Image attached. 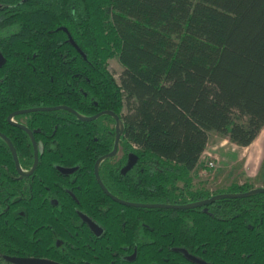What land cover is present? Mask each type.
I'll return each mask as SVG.
<instances>
[{"label":"trees","instance_id":"obj_1","mask_svg":"<svg viewBox=\"0 0 264 264\" xmlns=\"http://www.w3.org/2000/svg\"><path fill=\"white\" fill-rule=\"evenodd\" d=\"M0 5L3 26L15 29L3 41L0 131L15 141L27 138L7 123L15 109L67 106L88 117L111 110L123 115L126 154L139 157L125 175L120 170L127 158L120 167H102L109 171V189L123 200L183 205L253 189L235 184L211 195L193 190L191 174L211 133L247 148L264 130V0H0ZM114 58L124 68L119 82L108 69ZM105 121L112 120L81 122L60 110L33 114L29 127L39 131V140L58 143L49 152L61 159L49 164L92 172L96 160L113 149L115 133ZM2 144L0 186L7 194L11 158ZM20 148L29 152L25 143ZM85 186L93 191L92 203L110 208L106 218L104 212L95 216L111 233L109 241L71 240L79 250L63 255L53 241L13 232L0 213V264H9L4 256L60 264H264V194L187 211L150 210L114 203L95 180ZM82 210L94 211L88 204ZM65 212L71 216L67 207ZM127 246L138 249L132 261L125 259L131 254Z\"/></svg>","mask_w":264,"mask_h":264},{"label":"flooded vegetation","instance_id":"obj_2","mask_svg":"<svg viewBox=\"0 0 264 264\" xmlns=\"http://www.w3.org/2000/svg\"><path fill=\"white\" fill-rule=\"evenodd\" d=\"M1 11H2V6L0 5V70L7 64V59L3 54V50H2L4 46V42H3L4 38H7L8 35L15 30L10 26H3L5 19H4V13ZM2 82L3 80L1 79L0 84ZM42 108H56V107H34V108L15 109L7 117V123L11 127L20 130L27 136V138H23V139H21L20 137L17 138L16 141L19 144V147L17 146L15 140H13L7 134L0 131V145L3 142L2 145L5 148H7L11 158L10 163L8 164V174L11 175V179H10L11 181H10V186L8 188V193L7 194L3 193L5 188L4 186H0V213L3 214L6 213L8 218L6 221H8L11 224V229L13 230V232L24 233L28 235L30 234L32 237L35 236L36 238H38L36 242H40L46 239L49 242L53 241L54 244L52 246L55 250L63 253V255L66 254L71 256L76 251L79 250L78 246L73 245L71 243L72 241L76 240L77 242H80L83 240H87L89 244H91L92 242L95 241L100 242V240L102 239H106L107 241H109L111 236V233L110 232L108 233L106 227L101 224L98 218L97 219L95 218L97 214H100L102 212H104L103 214H105V218H106L108 216V212L110 208L107 204H102L101 201H99L98 205L92 203L91 196L93 194V191L87 188L85 184H90L95 180L98 187L105 196L109 197L114 203H118L122 206L139 209L137 207H130L127 205H123L120 202L115 201L112 197L125 203L145 204V203L126 201L123 200L121 197L112 193L107 183L105 182V180H108L109 178V174H108L109 171L106 169L102 170V167L105 163H109V165H115L120 167L121 165L120 162L124 158H127L125 165H123V167L121 166V170H120V172L125 175L132 168L136 166L139 157L134 152H130L126 154V150L124 148V143H123V135L125 133L124 131L123 135L120 138L116 155L104 160L99 168V177L103 185L105 186L106 190L108 191L107 194L99 183V180L96 176L95 167L97 161L100 158L111 154L115 149L116 137H117L116 121L109 115H103L97 119L99 120L100 118L107 116L112 120V121H105V124L114 130L115 140L112 151L108 152L105 155L100 156L96 160L94 164V169L91 172L87 170L78 169V167L64 166L58 162H55L53 164L48 163V161H50L49 159L51 160L61 159V155L52 154L51 152H49L56 150L58 147V143L56 142V140H50L47 143L43 142L42 140H39L36 136L39 131L31 129L29 127V123L32 119L33 114L51 113L56 111L26 112L32 109H42ZM106 111H111V110H106ZM123 114L124 115L126 114L125 110L123 111ZM117 115L120 117V119L123 121L125 125L123 115L122 114H117ZM76 118L79 121H81L77 116ZM97 120L87 123H92ZM81 122H85V121H81ZM2 135L5 136V138ZM7 140H9L11 145L8 143ZM23 143H25V145L29 148L28 153L22 152L20 147ZM13 149L16 152V156L13 152ZM132 156L133 157L135 156V160H136L133 165L130 164ZM10 164L11 167L9 166ZM0 165H1V173L5 174L4 165L3 164ZM49 165L53 167L52 171L47 169H42V167H47ZM262 187H264V185ZM3 196H5V198H3ZM85 203L90 205L92 210H94L92 211L91 214H86L82 210V208H85L87 205ZM165 205H170V204H165ZM183 205H188V204H183ZM66 207L71 211V216L67 215V213L65 212ZM140 209H144V208H140ZM150 210H154V209H150ZM157 210H175V209H157ZM178 211H187V210H178ZM88 233L90 234L89 236L87 235ZM64 234L69 235L70 238L69 239H65L64 237L62 238ZM125 250L131 252V254L125 256V259L127 261L134 260L138 251L137 247L132 248L130 246H127L125 247ZM4 257L6 259L18 258L12 256H4ZM6 259L5 261L8 262Z\"/></svg>","mask_w":264,"mask_h":264},{"label":"rangeland","instance_id":"obj_3","mask_svg":"<svg viewBox=\"0 0 264 264\" xmlns=\"http://www.w3.org/2000/svg\"><path fill=\"white\" fill-rule=\"evenodd\" d=\"M108 69L119 82L124 71L119 59L110 60ZM211 163H214V167H210ZM191 176L193 178V190L204 189L211 195L226 191L235 184H249L253 189L262 187L264 130L258 139L247 148L231 143L223 135L211 133L201 163Z\"/></svg>","mask_w":264,"mask_h":264},{"label":"water","instance_id":"obj_4","mask_svg":"<svg viewBox=\"0 0 264 264\" xmlns=\"http://www.w3.org/2000/svg\"><path fill=\"white\" fill-rule=\"evenodd\" d=\"M64 31L67 32V29H64ZM57 110H66L69 111L71 113H73L74 115H76L81 121H85V122H91L94 120H97L99 117L103 116V115H109L111 116L115 121H116V133H117V137H116V144H115V149L114 151L107 155L104 156L102 158H100L97 163H96V176L99 180V183L101 185V187L104 189V191L108 194V191L106 190L105 186L103 185L100 177H99V168L101 163L108 159L111 158L113 156L116 155L117 153V149H118V145H119V141L121 136L123 135L124 131H125V125L123 123V121L120 119V117L114 113L113 111H105L102 112L94 117H85L82 116L80 114H78L76 111H74L73 109L69 108V107H65V106H61V107H56V108H42V109H32L26 112H35V111H43V112H51V111H57ZM30 133V132H29ZM31 134V133H30ZM3 136V135H2ZM5 138V136H3ZM8 143L11 145V143L9 142V140H7ZM13 152L16 156V152L13 149ZM17 160V157H16ZM135 156L131 158V165H133L135 163ZM18 163V161H17ZM259 194H264V187H259V188H255L251 191L245 192V193H226V194H219V195H215L212 196L209 199L206 200H202V201H198L195 203H191L188 205H179V206H174V205H165V204H131V203H125L122 201L117 200L116 198L112 197L115 201L120 202L123 205H127L130 207H137V208H144V209H175V210H192V209H197V208H202L205 207L209 204H212L214 202L220 201V200H224V199H245V198H250ZM9 263L11 264H58L49 260H44V259H24V258H7L6 259Z\"/></svg>","mask_w":264,"mask_h":264},{"label":"built area","instance_id":"obj_5","mask_svg":"<svg viewBox=\"0 0 264 264\" xmlns=\"http://www.w3.org/2000/svg\"><path fill=\"white\" fill-rule=\"evenodd\" d=\"M210 167H214V163H211V164H210Z\"/></svg>","mask_w":264,"mask_h":264},{"label":"crops","instance_id":"obj_6","mask_svg":"<svg viewBox=\"0 0 264 264\" xmlns=\"http://www.w3.org/2000/svg\"><path fill=\"white\" fill-rule=\"evenodd\" d=\"M208 147V146H207ZM205 153V152H204ZM201 160H202V158H201ZM201 163V161L199 162V164Z\"/></svg>","mask_w":264,"mask_h":264}]
</instances>
